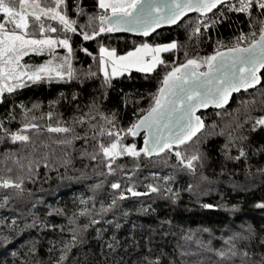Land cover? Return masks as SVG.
Wrapping results in <instances>:
<instances>
[{"label":"snow or ice","instance_id":"6c2138e0","mask_svg":"<svg viewBox=\"0 0 264 264\" xmlns=\"http://www.w3.org/2000/svg\"><path fill=\"white\" fill-rule=\"evenodd\" d=\"M73 11L76 16H84L85 23L79 25V34L82 40L89 41L97 37L100 33L114 32L119 29L126 31H136L143 36H148L154 28L161 24L177 25L181 17L187 12L195 11L198 17L191 21H185L188 40L199 41L203 34L202 29L207 31L209 27H215L222 18L225 17L224 9L228 12L243 14L249 21L248 27L251 29L247 34L240 32L232 38L231 46L225 47L219 43L220 51L214 50L212 54L200 57H189L185 52L183 62L176 63L173 57L171 64L160 58V53L175 52L181 45L173 39L167 43L137 44L135 49L124 53L121 56L115 55L114 50H109L104 45L99 46V74L104 77L102 87H109L112 77H118L122 72L135 67L139 72L152 73L157 65H163L166 70L162 73L154 93H150V103L146 109H137L142 112L139 118H133L127 128H117L116 110L105 113L100 110L99 102L93 98L92 102L86 105L87 111L82 113L79 109L67 121L56 119L55 124L51 122L55 116L54 112L42 113L40 117L30 115L38 110L40 105L32 103L31 108L19 104L9 105V112L5 120H15L16 116L12 109L20 110V127L10 130L0 121V140L7 139L13 144H20L21 153L27 149V154L17 157L16 153H5L4 160L11 159L17 170L15 179L11 177L12 168L5 169L9 175L0 177V189L6 195L0 197V209H11L15 211L14 205L23 204L25 196L31 193L25 188V181L32 179L36 173L33 165L37 167L41 160L47 169L48 147L43 140L37 144V139L43 134H53L59 136L54 143L71 148L76 140H84L85 149L88 141H94L93 150L81 151V158H88L97 161L98 157L105 169V177L116 176L118 166L117 160L120 157L135 158L138 162L141 155L154 162L161 157L174 156L176 163L172 166L173 174L163 176L162 183L145 185L147 191L138 192L134 183H128L124 189L120 180H114L108 187L118 195H113L107 204L101 202L99 209L95 205L92 208L86 206V200H80L82 207L74 212L65 214V210L49 206L45 216L55 214L64 217L65 224H47L42 222L35 215L33 209L35 203L31 204L27 212L15 214L11 221L7 217L0 218V244L8 245L15 236H19L25 229L36 227H47L52 231L66 233L60 240L50 241L49 255L46 259H39L37 256L38 241L35 238L24 239L19 246L11 252L13 264H68L70 252L73 248L83 243V234L92 225L98 223L104 213L113 212L118 208V202L126 199V193L132 197L147 196L149 194H162L165 198L175 203L179 189L172 191L171 182L175 178V173H186L189 177H194L198 167H204L206 157L201 153L199 146L194 150H189V145L194 140L199 139V134L205 129V124L196 115L198 108H206L213 104L217 109L228 103L230 94L238 92L241 88L248 90L261 82V76L257 73L264 69V0H95L94 13H87L80 7L79 0H74ZM219 11H215L217 8ZM103 10V12L99 11ZM253 10L255 15H253ZM0 97L4 94L13 95L16 90L25 88L32 84L47 83L50 81H72L83 80L96 76L97 73L89 70L81 73L74 67V50L70 45V34L77 33V19L70 18L67 14L66 0H0ZM190 25V26H189ZM91 34H89V31ZM39 33L37 36L36 33ZM63 33V38L56 35ZM187 45H185L186 47ZM60 47L65 54L59 56L55 49ZM216 46H214L215 48ZM79 51L88 55L87 49L80 48ZM34 53L39 56L47 54L50 58L40 64H23L21 58ZM203 67L205 70L200 71ZM111 68V77L107 69ZM63 94H58L62 96ZM73 93V99L76 97ZM127 105V94L121 98ZM56 100L49 101L50 106H54ZM246 112L249 111L250 101L241 102ZM264 105V101H261ZM235 111V110H234ZM219 115V113H217ZM45 116L47 124L38 123ZM251 124V131L264 126V115L253 117L247 115L243 123H236L227 132L225 142L221 145L220 151L226 160H239L246 157L244 142L247 137L238 135L242 131L243 124ZM84 128L83 136L76 133V127ZM210 127L215 128V125ZM230 127V125H226ZM143 129L144 144L137 148L135 144L124 143L122 137H135ZM91 133V135H89ZM215 135L216 133H209ZM219 135L224 136L222 129ZM108 142L105 143L104 140ZM38 148H43V155L34 159V154ZM183 149V150H182ZM237 151L236 156L230 155V150ZM256 150L254 149L253 152ZM65 159L63 163L68 166L71 161L67 159L68 152L63 153ZM164 163L167 165L168 161ZM245 160V168H248ZM123 174V166H119ZM135 169H133L134 171ZM264 173V168L258 169ZM155 179L158 173H152ZM132 171L126 173L125 179L132 180ZM200 181L208 178L203 175ZM103 181H97L92 185V189H99ZM193 190V184L189 183L185 191ZM205 209L214 207L212 204H202ZM257 208L264 209V201L257 202ZM233 205L229 211L235 210ZM30 215V222H26L23 228L19 226L18 220ZM128 216V212L122 213ZM80 218H86L87 223L80 224ZM105 224L114 225V229H119L120 224L114 221H103ZM161 225L166 223L160 222ZM97 236L101 237V229H97ZM200 231L208 232L204 228ZM227 235H221L217 239L220 247H213L211 239L204 241L192 232L185 230L181 240L184 244H177L173 253L169 254L163 248L156 249L148 236L143 237V254H137L133 264H264V235L258 241L261 251H253L255 242V232L251 225L243 223L236 229L227 228ZM11 233V234H8ZM188 242L194 244V250H189ZM115 237V231L108 237L103 247L113 249L119 245ZM133 244L131 236L125 248ZM141 247L135 244L134 248ZM203 253L211 254L207 257ZM199 259L189 262V256H197ZM212 256L215 259H212Z\"/></svg>","mask_w":264,"mask_h":264},{"label":"trees","instance_id":"16d2710c","mask_svg":"<svg viewBox=\"0 0 264 264\" xmlns=\"http://www.w3.org/2000/svg\"><path fill=\"white\" fill-rule=\"evenodd\" d=\"M79 2L80 7L84 8L87 13L91 14L97 11L95 0H79ZM66 4L69 17L76 18L78 21L77 33L70 34L68 37L74 50V67L82 74L91 70L97 75L83 80L32 84L16 90L13 95L4 94L0 97V121L10 130L20 127V110L13 108L12 111L16 119L7 121L5 117L8 115L9 105L21 102L28 108H31L34 102L40 105V108L30 115L40 117L42 113L54 112L55 116L51 120L53 124L56 119L67 121L74 115L76 109H79L80 113L87 111L86 105L92 102L93 98L98 100L101 111L110 113L113 109L116 110L117 128H127L134 117L138 119L142 112H138L137 109H146L149 106V94L155 92L162 73L170 69H166L163 65H157L152 73L131 71L128 74L112 77L110 86L102 87L104 77L99 74V46L101 44L120 55L129 52L140 43H167L176 39L181 47L175 52H163L161 55L162 60L171 64L173 57L176 58V63L183 62L185 52L189 57H204L213 53L214 45L218 47L217 51L222 50L219 47L220 42L223 43V46L230 47L232 38L239 30L246 33L251 30L248 27L249 21L244 15L230 14L208 34L205 35L202 32L199 41L196 39L189 41L184 22L198 17V15H190L176 26L161 29L147 38L105 32L100 33L92 40L84 41L79 34V25L85 23V17L76 16L73 11L74 0H66ZM255 14L253 11V15ZM88 31L91 34L90 30ZM36 34L39 35L38 32ZM56 35L63 37V33L58 32ZM185 45L187 46L185 47ZM81 47L87 49L91 55L79 51ZM44 58L45 56L29 54L24 56L21 62L35 65L43 63ZM203 69V67L200 68V70ZM260 76L261 82L256 88L233 95L228 105L221 109L200 112L206 127L199 134V139L189 145V150H194L197 145L199 146L201 153L206 157L204 167L202 169L198 167L194 177H189L186 173H175V178L171 182L172 191L180 190L175 203L162 194L132 197L126 193L128 197L118 202L117 209L104 213L101 218H98L96 225H92L86 230L83 234V243L70 252L68 264H133L137 254H143V237L145 236L150 238L152 246L157 250L163 248L165 252L171 254L177 244H184L181 237L185 230L206 242L211 239L213 247H220V241L217 238L222 234H228L224 230L227 228L236 229L243 223L251 225L255 232L252 250L254 252L261 251L258 241L261 235H264V209L254 205L264 201V173L258 171V169L264 168V126L251 131V124L244 123L242 131L237 133L247 137L244 142L246 157L239 160H226L220 151L231 127H235L238 122L243 123L247 115L253 117L264 115V105L261 104V101H264V70ZM73 93L77 94L75 99H73ZM58 94L63 95L58 96ZM125 94H127V105L121 100ZM51 100H56L57 103L50 106L49 101ZM243 101L254 102L249 104L248 112L245 111L241 103ZM48 122L46 116L43 120L38 121L41 124ZM211 125H215V128L210 127ZM226 125H230V127H226ZM222 129L225 132L224 136L219 135ZM75 130L76 133L83 136L84 128L77 126ZM212 132L216 134L210 135L209 133ZM59 138L55 134L50 138L49 134L43 133L37 139L38 145L40 140L49 145L47 151L50 166L46 169L43 160L38 167L33 165L36 175L25 181V188L31 195L25 196L23 204L14 205V212L11 209H0V218L7 217L11 221L10 212L13 215L27 212L28 207L31 206L29 201H31L35 203L33 212L42 222L53 225L65 224L64 217L55 214L45 216L49 206L62 208L67 215L82 207L79 203L80 200L93 197L92 200L87 201L86 206L92 208L95 205L96 209H99L101 202L107 204L113 195H118L108 187L114 180H120L124 189L127 188L128 183H134L136 191L145 192L147 191L145 185L162 183L163 176L174 172L172 167L176 163L174 156L161 157L154 162L141 155L138 162L135 158L127 156L118 158L116 162L118 170L114 177L97 175L98 172H105L100 158L98 157L95 162L86 157L81 158L82 150L87 152L93 150L94 141L89 139L86 149L83 139L74 141L71 148H68L54 143ZM142 139V134L137 137H122L124 143L135 144L137 148L142 147ZM104 142L108 141L105 139ZM21 147L20 144H13L7 139L0 140V177H7L9 173L5 169L11 167L10 175L15 179L17 170L11 159L4 160V154L14 152L17 157L21 154L26 155L27 149L21 153ZM254 149L255 152H253ZM43 151V148H38L34 159L42 156ZM64 152H68L67 159L71 161L68 166L63 163ZM237 154L235 149L230 150V155L236 156ZM165 160L168 161L167 165L164 163ZM245 160L249 165L248 168H245ZM119 166H123V174ZM133 169L135 170L133 171ZM128 171H132V180L125 179ZM201 172L208 178L206 181H200ZM152 173H158V177L154 179ZM98 180L103 181V185L99 189H92V185H95ZM189 183L193 184V190L185 191ZM6 194L8 193L0 189V197ZM206 203L212 204L214 207L203 208L201 205ZM233 205L237 207L235 210L229 211ZM124 212H128V216H123ZM104 220L114 221L120 224V228L114 229V225L105 224ZM161 221L166 223L161 225ZM26 222H30V215L18 220L21 228ZM78 222L84 224L88 221L86 218H80ZM98 228L101 229V237L97 236ZM204 228L209 231H200ZM114 231L116 239L120 241L119 245L113 249L103 247ZM64 236L66 233H60L58 230L52 231L47 227L38 226L25 229L19 236H15L8 245L0 244V264H13L11 252L24 239L28 238L37 239V256L39 259H46L49 255L48 249L51 247L49 242L60 240ZM130 236L133 244H129L125 248ZM135 244H139L141 247L134 248ZM187 246L189 250H194V244L191 242H188ZM203 255L207 257L211 254L203 253ZM199 258L197 255L189 256L187 259L191 262ZM212 259L214 260L215 257L212 256Z\"/></svg>","mask_w":264,"mask_h":264},{"label":"water","instance_id":"95a60500","mask_svg":"<svg viewBox=\"0 0 264 264\" xmlns=\"http://www.w3.org/2000/svg\"><path fill=\"white\" fill-rule=\"evenodd\" d=\"M190 15H199V14L196 13L195 11H193V12H187V13H185V16H184V17H181V20L178 21L177 24H179L184 18H186V17H188V16H190ZM174 26H176V25L161 24L158 28H154V30H153L152 32H149L148 36H143L141 33L136 32V31H126V30H124V29H119V30H117V31H114L113 33H115V34H122V35H129V36H132V37L147 38V37L151 36L152 34H154L155 32H157V31H159V30H161V29H164V28H171V27H174ZM199 70H200V69H199ZM204 70H205V69L200 70V71H204ZM263 70H264V69H261V71L258 72L257 74L260 75V73H261ZM259 84H260V83H259ZM259 84H257L256 86H254V87H252V88H250V89H248V90H244V89L241 88L238 92H233V93H231V94H230V97H229V100H228V103L225 104L224 106H226V105H228V104L230 103V101H231L233 95L238 94V93H240V92H244V91L252 90V89L256 88ZM224 106H223V107H224ZM223 107H222V108H223ZM210 109H214V110H216L217 108H216L213 104H209L208 107H206V108H198V109L196 110V113H195V114L198 115V116L201 118V116H200V112H204V111H207V110H210ZM220 109H221V108H220ZM201 120H202V118H201ZM141 134L143 135V139H142V146H143V144H144V133H143V129H141V130L136 134L135 137H137V136H139V135H141ZM126 197H128V196H126Z\"/></svg>","mask_w":264,"mask_h":264},{"label":"rangeland","instance_id":"374dc122","mask_svg":"<svg viewBox=\"0 0 264 264\" xmlns=\"http://www.w3.org/2000/svg\"><path fill=\"white\" fill-rule=\"evenodd\" d=\"M103 11V10H102ZM61 38H63V37H61ZM140 44H143V43H140ZM107 49V48H106ZM135 49V48H134ZM110 50V49H109ZM133 50V49H132ZM131 51V50H130ZM55 52H56V54L57 55H59V56H63L64 54H65V52H64V50L62 49V48H60V47H57L56 49H55ZM29 54H34V53H29ZM28 54V55H29ZM115 55H117V56H121V55H123V54H116L115 53ZM161 55H162V53H160V58H161ZM41 56H45V58H44V61L45 60H47V59H49L50 57L47 55V54H41ZM99 56H100V53H99ZM23 58V57H22ZM22 58H21V61H22ZM43 61V62H44ZM22 63V62H21ZM155 69V68H154ZM153 69V70H154ZM107 71H108V74H109V76H111V68H108L107 69ZM131 71H138L135 67H132V68H129L126 72H122L121 73V75H123V74H128L129 72H131ZM139 72V71H138Z\"/></svg>","mask_w":264,"mask_h":264},{"label":"built area","instance_id":"2783aa9c","mask_svg":"<svg viewBox=\"0 0 264 264\" xmlns=\"http://www.w3.org/2000/svg\"><path fill=\"white\" fill-rule=\"evenodd\" d=\"M220 10V8H219V6H218V8L216 9V10H214V12L215 11H219ZM224 11V13H225V17L224 18H222L221 20H220V22L218 23V24H216L215 25V27L217 26V25H220L230 14H240V15H243V14H241V13H236V12H228L226 9H224L223 10ZM254 11V10H253ZM215 27H209V29L207 30V31H204L203 29H202V32L206 35V34H208L209 33V31H211V30H213ZM251 31V30H250ZM240 32H244V31H242V30H239V32L235 35V36H237ZM245 34H247L246 32H244ZM234 36V37H235ZM214 46H216V45H214ZM214 46H213V48H212V50L214 51V50H218V47L216 46L215 48H214Z\"/></svg>","mask_w":264,"mask_h":264}]
</instances>
